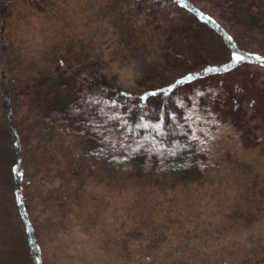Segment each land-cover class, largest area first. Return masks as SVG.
Masks as SVG:
<instances>
[{"label": "trees", "instance_id": "trees-1", "mask_svg": "<svg viewBox=\"0 0 264 264\" xmlns=\"http://www.w3.org/2000/svg\"><path fill=\"white\" fill-rule=\"evenodd\" d=\"M208 5L224 8L222 22L207 19ZM229 36L245 52H264V0H189L187 8L156 0H0V264H55L48 248L77 223L97 227L99 248L116 239L123 264H264V91L258 84L240 94L213 80L251 62L220 67ZM124 63L129 88L117 73ZM182 74L197 75L205 93L185 86L175 98L178 109L189 104L182 110L191 151L182 135L167 149L152 138L157 114L171 124L179 110L155 99L140 101L131 115L119 107L118 93L141 94ZM101 93L118 102L96 117L116 145L102 153L99 136L75 111ZM185 93L191 102L181 99ZM216 95L221 102L212 106ZM141 145L149 151L137 154ZM109 206L114 232L101 214Z\"/></svg>", "mask_w": 264, "mask_h": 264}, {"label": "snow or ice", "instance_id": "snow-or-ice-1", "mask_svg": "<svg viewBox=\"0 0 264 264\" xmlns=\"http://www.w3.org/2000/svg\"><path fill=\"white\" fill-rule=\"evenodd\" d=\"M160 6H165L166 4H173L180 8H187L189 6V0H156ZM193 12L195 13L196 10L193 8ZM201 17H203L202 13H199ZM208 20H211V17H207ZM228 40L230 42V47L226 50V58L220 62V67H223L224 71H229L232 67H238L245 63H248L250 60V57L252 56L251 53L245 52L237 47L235 43H233V38L231 36L228 37ZM255 62L259 64V66L264 67V57H261L259 55L255 56ZM220 67H208L205 69V71L209 73H216L220 71ZM199 79L197 75L193 74H182L179 78H175L169 82L165 86L158 87L157 89L146 91L144 93L138 94V93H131V92H122L118 93V95L122 96L123 102L119 104L120 108H123L125 112L128 115H131L132 112H134L137 108H140V101H144L146 104L151 103L153 99L158 100L159 102V108L168 110L170 107L173 111L179 110V115L176 116H170L169 120L172 121L171 124H160L161 116L158 113L155 121L153 123L154 132L152 134V138L157 140L158 143H161L163 145L164 149L169 148L176 140L178 136H183L184 140L186 141L183 144V148L187 149L189 151L192 150L193 144L188 141V137L192 135L191 127L187 125V120L189 119L186 117L183 113L182 108L189 107V104H184L182 108L178 109V106L175 105V98L179 96V91H183L185 86L188 87V89L197 97H205V93L198 91L196 81ZM179 90V91H178ZM187 98L189 102H191V97L187 96V93H185V97H182L181 99ZM221 102L220 95H216L215 97L211 98V105L214 106L216 103ZM254 103V101H253ZM117 100L113 97H107L104 98L103 93L99 95H92L87 96L83 100V105L78 106V108L75 110L77 114H79L81 117H83V120L86 121L89 125V129L93 132L94 135H98L99 139L101 141V153L107 148V149H115L116 145H113L110 140L106 138V133H100L97 128V121L96 117L103 114L104 109L101 106H111L112 109L117 108ZM197 107H202L203 105L199 102H197ZM238 104L234 103V107H238ZM141 112H143V109H140ZM207 111V109H205ZM165 115H167V111L165 112ZM108 119H112V117H108ZM180 121H184V127L187 128V131L181 132V124ZM117 124L120 123V118L116 117ZM102 123V122H101ZM127 126V125H126ZM140 126V125H137ZM144 129H148L149 125L145 124L142 125ZM143 135V133H142ZM130 145L127 143L124 145H121L120 152L121 155H124V151L126 148H129ZM149 149H145L143 145H141L137 149V154L140 152L147 153ZM154 155H160L163 156L164 152L159 149L152 150ZM101 153H97V155H100ZM172 155H177L176 152L171 153ZM15 172L16 170L13 169ZM18 175L22 178L23 173L20 172ZM17 200L21 204V206L24 204L25 198L23 194L19 195L17 197Z\"/></svg>", "mask_w": 264, "mask_h": 264}, {"label": "rangeland", "instance_id": "rangeland-1", "mask_svg": "<svg viewBox=\"0 0 264 264\" xmlns=\"http://www.w3.org/2000/svg\"><path fill=\"white\" fill-rule=\"evenodd\" d=\"M80 3V1L72 3L73 8L80 9L78 10V18L84 16L81 12L82 5ZM74 11L77 13V10ZM204 12L208 17L210 16L214 22L218 23L222 22L223 16H225L224 8H221V6L218 5H208L204 8ZM89 19L92 18L89 17ZM104 50V58L107 62L108 57L110 56L109 52L111 51V48H106ZM248 53L252 54L251 62L248 65L222 75L214 76L213 80L215 83L217 85L223 84L229 87L232 92H238L240 94H248L249 91H255L256 85L258 84H261L259 92L264 91V67L259 66V64L255 62V56L259 55L264 57V52L258 48L251 47L249 48ZM126 66L127 65L124 63L123 68L119 67L120 71L115 70L121 76L120 81L122 85L125 88H129L131 84L129 74L131 72L128 68L126 70L124 69ZM205 132H209V129L207 128L204 133ZM229 138L230 136L228 139ZM228 139L227 141H229ZM228 143L230 144V141ZM25 185H27V182L25 183L24 181H20L21 192L23 191L22 188H24ZM91 189V193L102 194V191L97 186H92ZM110 207L111 206L107 208L108 210L105 209L104 212L102 211L101 214L103 224H105L104 228H107L108 231L111 230L114 232L118 229L119 225L118 222H115L114 217L109 214L111 211ZM82 219L83 216H81V220ZM89 228L90 229L86 228V226H82L80 223H77V226H75L70 233L59 236L56 239V242L53 243L54 245H51L50 248H48L50 252H47V256L51 260H54L55 264H123L121 262V254L117 240L112 239L107 242L108 245L106 247L99 248L100 237H95L97 235V227L92 224ZM93 231L96 232L95 235H92ZM114 236H117V234H112L113 238H115ZM125 264L128 263L126 262Z\"/></svg>", "mask_w": 264, "mask_h": 264}]
</instances>
